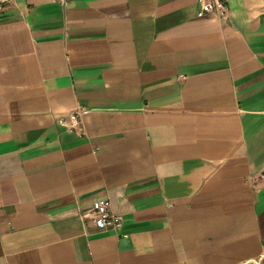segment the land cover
<instances>
[{
	"label": "crops",
	"instance_id": "obj_1",
	"mask_svg": "<svg viewBox=\"0 0 264 264\" xmlns=\"http://www.w3.org/2000/svg\"><path fill=\"white\" fill-rule=\"evenodd\" d=\"M226 4H6L0 264H264V0Z\"/></svg>",
	"mask_w": 264,
	"mask_h": 264
},
{
	"label": "built area",
	"instance_id": "obj_2",
	"mask_svg": "<svg viewBox=\"0 0 264 264\" xmlns=\"http://www.w3.org/2000/svg\"><path fill=\"white\" fill-rule=\"evenodd\" d=\"M10 0H0V13L5 8ZM227 0H198V16L212 15L216 17H226ZM86 110L77 108L68 114L71 125L75 126L78 120V115ZM59 122L65 123V118L58 119ZM90 216L93 218L94 224L98 229H116L121 221V216L115 213L110 208L109 200L106 198L94 199L89 209Z\"/></svg>",
	"mask_w": 264,
	"mask_h": 264
}]
</instances>
